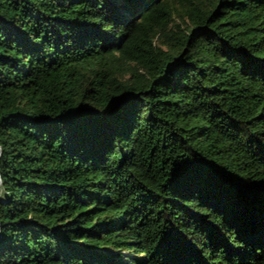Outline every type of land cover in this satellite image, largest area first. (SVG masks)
Instances as JSON below:
<instances>
[{"label": "trees", "instance_id": "16d2710c", "mask_svg": "<svg viewBox=\"0 0 264 264\" xmlns=\"http://www.w3.org/2000/svg\"><path fill=\"white\" fill-rule=\"evenodd\" d=\"M0 264H264V0H0Z\"/></svg>", "mask_w": 264, "mask_h": 264}]
</instances>
